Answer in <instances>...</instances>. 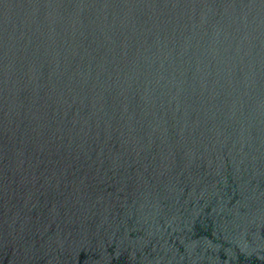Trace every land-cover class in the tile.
I'll return each mask as SVG.
<instances>
[{"label": "water", "instance_id": "water-1", "mask_svg": "<svg viewBox=\"0 0 264 264\" xmlns=\"http://www.w3.org/2000/svg\"><path fill=\"white\" fill-rule=\"evenodd\" d=\"M0 264H264V0H0Z\"/></svg>", "mask_w": 264, "mask_h": 264}]
</instances>
